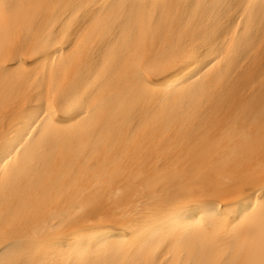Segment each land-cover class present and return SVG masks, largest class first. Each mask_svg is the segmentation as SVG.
<instances>
[{"label":"snow or ice","instance_id":"6c2138e0","mask_svg":"<svg viewBox=\"0 0 264 264\" xmlns=\"http://www.w3.org/2000/svg\"><path fill=\"white\" fill-rule=\"evenodd\" d=\"M72 32H73V35H72L71 39H72V40H75L76 37H75L74 33L76 32V29H73ZM65 50H66V49H65ZM68 99L71 100V96H69ZM61 102L63 103L64 101H61Z\"/></svg>","mask_w":264,"mask_h":264}]
</instances>
